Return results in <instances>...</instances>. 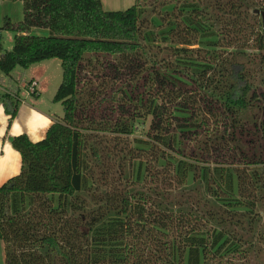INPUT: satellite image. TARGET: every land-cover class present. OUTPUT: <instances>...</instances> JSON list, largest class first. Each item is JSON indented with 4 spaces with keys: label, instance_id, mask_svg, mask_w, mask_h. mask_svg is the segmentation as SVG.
<instances>
[{
    "label": "trees",
    "instance_id": "trees-1",
    "mask_svg": "<svg viewBox=\"0 0 264 264\" xmlns=\"http://www.w3.org/2000/svg\"><path fill=\"white\" fill-rule=\"evenodd\" d=\"M11 1L22 19L0 25L14 33L0 71L59 59L63 116L39 141L11 139L4 264H264V0H184L163 15L152 0L157 19L140 0ZM0 102L9 124L18 92ZM148 119L146 139H129Z\"/></svg>",
    "mask_w": 264,
    "mask_h": 264
},
{
    "label": "rangeland",
    "instance_id": "rangeland-1",
    "mask_svg": "<svg viewBox=\"0 0 264 264\" xmlns=\"http://www.w3.org/2000/svg\"><path fill=\"white\" fill-rule=\"evenodd\" d=\"M183 1L184 0H180L179 2H178V0H170V1L166 0L167 5H165V7L162 8L160 11V8H159L160 3L165 2V0H159L158 4L154 6L153 12L160 13L161 15H163L165 12H168V14H170L172 11H173V13H177V9ZM134 2H135V0H102L103 8L105 10H111V11L125 10V9L129 8L130 6H132L134 4ZM139 3H140V5L145 7V9H146L145 14L146 15H149V16L157 19L154 14L153 15L151 14L152 8L150 7V3L153 5L152 0H149V2H147L146 0H140ZM0 12H3V15H5L6 17H9L11 19V21L19 22L22 19L21 2L20 1L6 0L4 2V4H2V6L0 7ZM259 19H260L259 21L261 23V17L260 16H259ZM147 30L156 32L157 28L151 24ZM32 33L38 34V35H47L48 30L41 29V28H34V29H32ZM13 38H14L13 32L7 31V30H0V44H1L2 48L7 49V50L11 49L13 46V43H14ZM153 43L160 45V47H164V45H167L169 47L171 44H175V42H173V41L172 42H169V41L163 42L158 38H156ZM190 47L199 48L200 46L193 45ZM219 49L224 54L226 52L231 54L233 52V50H235L234 47L233 48L221 47ZM201 51L204 54L206 50H204L202 47V49H200V52ZM244 51H245V55L244 56L240 55V57H241L240 59H246V61L250 59L251 62H253V57L258 55L257 52L253 51L250 48H247ZM223 57L231 58V56H226V55H224ZM41 62H43V63H41V64L34 63L35 65L31 66V67H37L38 65H43L42 76L39 79V82H41L43 84V87L40 89L41 93L37 97L39 99L40 103H42L39 105L40 106L39 108L44 110V111L50 112V114H52L51 116L56 121L57 119H60L63 116L62 103L59 101L58 102L53 101V96H54V94H55V92H56V90H57V88L61 82V77H62L61 62L57 58H52V59L44 60ZM249 67L251 68L252 71L254 69L257 71V69L259 68V66L255 65L254 63L250 64ZM28 68L23 69V68L18 67V66L15 67L11 72L12 77H8L2 71H0V84L1 85L6 84L7 87H9L10 89L11 88L12 89H18L19 90L18 93L20 94V97L25 98L27 101L33 99V97H34V95L32 94V91H30L31 88L29 86L31 79H32V77L37 78V76L34 75V72H32V70H31L32 68H29L30 70H28ZM259 75L260 74H257V76L255 77L254 82L256 84L257 83L259 84V77H260ZM0 89H1V86H0ZM148 129H149V119L145 123H143V125L138 126L136 128V130L133 132V134L129 136V139H132V138H145L146 139L145 135H146ZM261 214H262V218H263L262 220H264V212L261 211ZM0 264H4L3 242L1 240H0Z\"/></svg>",
    "mask_w": 264,
    "mask_h": 264
},
{
    "label": "crops",
    "instance_id": "crops-1",
    "mask_svg": "<svg viewBox=\"0 0 264 264\" xmlns=\"http://www.w3.org/2000/svg\"><path fill=\"white\" fill-rule=\"evenodd\" d=\"M6 0H0V7ZM102 1V0H101ZM103 6V4H102ZM6 16L3 12H0V25ZM43 62H37L41 64ZM30 65L32 72L37 78L32 77L31 81H35L36 85L33 88L35 95L33 99L27 101L25 98L20 97V105L14 119L8 124L9 116L5 113L4 107L0 102V186L6 183L11 177L17 175L21 167V157L18 151H16L11 144V139L19 134H25L32 141L36 142L43 139L50 125L55 121L50 112L40 109L38 95L41 93L40 89L43 84L39 82L42 76L43 65L37 67ZM28 68V70H30ZM12 77V75L10 74ZM9 87L3 84L0 91L8 92ZM12 89V88H11ZM19 91L18 89H13Z\"/></svg>",
    "mask_w": 264,
    "mask_h": 264
},
{
    "label": "water",
    "instance_id": "water-1",
    "mask_svg": "<svg viewBox=\"0 0 264 264\" xmlns=\"http://www.w3.org/2000/svg\"><path fill=\"white\" fill-rule=\"evenodd\" d=\"M254 13H258L261 17V30H262V35L264 38V11H259V10H255Z\"/></svg>",
    "mask_w": 264,
    "mask_h": 264
},
{
    "label": "built area",
    "instance_id": "built-area-1",
    "mask_svg": "<svg viewBox=\"0 0 264 264\" xmlns=\"http://www.w3.org/2000/svg\"><path fill=\"white\" fill-rule=\"evenodd\" d=\"M35 85H36V83H35V81H31L30 82V84H29V86H30V91H32L33 92V88L35 87Z\"/></svg>",
    "mask_w": 264,
    "mask_h": 264
}]
</instances>
